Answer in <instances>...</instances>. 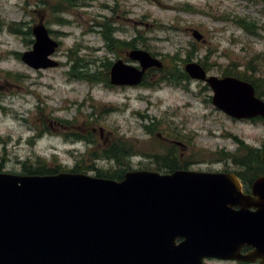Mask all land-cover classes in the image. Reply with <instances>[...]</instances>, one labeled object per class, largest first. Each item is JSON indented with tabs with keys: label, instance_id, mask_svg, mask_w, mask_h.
Listing matches in <instances>:
<instances>
[{
	"label": "rangeland",
	"instance_id": "1",
	"mask_svg": "<svg viewBox=\"0 0 264 264\" xmlns=\"http://www.w3.org/2000/svg\"><path fill=\"white\" fill-rule=\"evenodd\" d=\"M56 3L0 0L4 22L0 29L1 170L19 173L24 161L38 156L49 158L48 163L61 161L65 170L79 163L89 167L84 172L91 174L97 173L96 168L163 167L164 161L159 163L151 153L171 147L178 151L184 143L189 168L231 170L239 166L226 153H238L240 141L256 147L264 142V119L229 116L214 105L213 91L203 80L174 75L159 82L164 75L160 68L151 69L149 78L131 86L78 75L84 69L90 74L102 69L98 71L102 74L106 58L134 63L127 57L130 48L111 52L105 47L101 24L106 20L116 27L114 35L133 38L160 57L167 71L172 56L180 58L174 63L181 68L187 61L206 62L208 72L219 76L225 67L243 69L252 56L264 55V0H75L60 14ZM59 15L66 21H57ZM240 19L254 20L255 32L236 23ZM40 20L60 41L52 55L59 64L43 69L29 66L15 54L32 47L28 40L33 34L8 27L15 22L26 30ZM193 28L203 33L202 39L193 36ZM78 57L83 58V66L77 64L80 71L75 70ZM258 69L256 75L264 76V62ZM13 74H19L18 79ZM117 137L147 155L134 152L119 161L105 156L103 150ZM172 139L180 144L173 145ZM223 153L227 158L221 159ZM178 161L182 163L180 157Z\"/></svg>",
	"mask_w": 264,
	"mask_h": 264
},
{
	"label": "water",
	"instance_id": "2",
	"mask_svg": "<svg viewBox=\"0 0 264 264\" xmlns=\"http://www.w3.org/2000/svg\"><path fill=\"white\" fill-rule=\"evenodd\" d=\"M21 59L53 67L59 45L40 20ZM192 34L198 40L203 33ZM110 67L112 84H138L162 60L142 47ZM187 73L212 88V102L235 118L264 117V98L249 80L210 74L198 61ZM244 193L233 171L131 169L121 179L87 172L0 171V264H208L238 256L241 245L263 249L264 175ZM250 206H255L251 210ZM244 257H247L245 255Z\"/></svg>",
	"mask_w": 264,
	"mask_h": 264
},
{
	"label": "trees",
	"instance_id": "3",
	"mask_svg": "<svg viewBox=\"0 0 264 264\" xmlns=\"http://www.w3.org/2000/svg\"><path fill=\"white\" fill-rule=\"evenodd\" d=\"M73 1H75V0H57V3L55 4L57 13L60 14L65 9L72 7ZM186 8L192 9L189 7H186ZM56 19L59 22L66 21V19L61 15L57 16ZM236 23L243 26L246 31H254L255 27H256V26H254L255 25L254 20H251V19L250 20H246V19L236 20ZM112 24H113V22L111 20H106V22L101 24V26H102L101 32H102L103 37H104V44H105V47L109 51L113 52L116 50V52H118V50L122 49V48H132V47L138 46L137 42H135L133 38H131V40H126V39H122V38L114 35V31H115L116 27L113 26ZM3 25H4V22L0 19V29L3 28ZM8 27L13 32L21 33L24 35H26V34L31 35L32 34V27L29 26L26 30H23V28H21V23H15L14 22V23L9 24ZM49 30L51 33L54 31L51 28H49ZM33 41H34L33 38H30L28 40V42H31V43ZM15 54L20 56L21 53L15 52ZM172 59H173V62H172L173 65H171V70L167 71V70H165L164 67L160 68V69H163L164 75L162 74L160 76L161 78H159L157 81L160 82L162 80H165V78L167 79V77H171L174 75H179L181 78L189 79L190 76L184 70V68H181V67L177 66L176 63H174V59L177 60L180 58H178L176 56L175 57L172 56ZM76 60H77V63L75 64V66H76L75 70L80 71V69H78V67H77V64L79 66H83L82 65L83 58L78 57V59H76ZM186 60H189V58H187ZM255 61H257V63ZM263 62H264V55L258 53L249 59V61L247 62L246 66L243 69H240L238 67H233V68L232 67H225L223 74L224 75L225 74H231V75H235V76H238V77H241V78H244V79L251 81L256 88V93L260 96H264V76L263 75H256L260 71V69H258V68L261 64H263ZM111 63H112V60L106 58V61L102 63V65L105 67V70H104V72H102V74H100V72H98V71H101L102 69L97 70L96 72H94V74H90L88 72V71H90L89 69L88 70L84 69L81 72H78V75L81 78L82 77L87 78V77L94 76L95 79H101L110 85L109 68H110ZM202 64L206 69H208L206 67V62H203ZM177 72H178V74H176ZM6 75L10 76L11 72L6 71ZM149 75H150V71L148 72V74H146L144 80L146 78H149L150 77ZM13 76H15L16 79H18L19 74H13ZM88 79H90V78H88ZM150 127H151L150 125L146 126V128H148V131H152V129H150ZM77 135H79V134H77ZM235 139L240 141L237 137H235ZM134 148H136V147H134V144L131 141L129 142L125 139H122L121 137H117L116 142L112 146L105 148L103 150V154L105 156H108V157H111L113 154H116L119 156V158H121L122 156H125V154H122V153L124 151H127V150H129V152L132 151V152L147 153V152H144L142 149H137V148L134 149ZM238 150H239L238 153H233V154L226 153V155H228V158L229 159L231 158L232 161L237 166H239V167H236L232 170L236 171V173H238V174L264 172V142L260 146L256 147V146L246 145V144H244L243 141H240V146H239ZM165 152L166 151H164V150H159V151L152 152V153L150 152V153L154 154V156L156 157L155 159L156 160L158 159L159 163L161 162V160H163L164 161L163 165H166L170 169L181 166L182 163L180 161H178V159H176L175 156H173V155L170 156ZM91 154H92V156L93 155L96 156V152L91 153ZM224 155L225 154L223 153L221 159L227 158ZM48 159L49 158H47V157L38 156L34 159L24 161L21 172L22 173H28V174H46V173H54V172H58L60 170L66 169V167L63 165V163L61 161L55 159L52 163H48L47 162ZM224 161H225V159H224ZM121 163L128 164L129 162L128 161L119 162V164H121ZM85 168H89V167H84V166L80 165L79 163H77L73 167L69 168L68 170L85 171ZM127 168H131V167L127 166ZM157 168H160V166H157ZM96 169H97V173H96L97 175L112 177V178H122L123 173L126 170V169H120V168L112 169V170H102L99 168H96ZM227 169L228 168H226V170ZM0 170H1V168H0ZM245 176H247V175H245Z\"/></svg>",
	"mask_w": 264,
	"mask_h": 264
},
{
	"label": "flooded vegetation",
	"instance_id": "4",
	"mask_svg": "<svg viewBox=\"0 0 264 264\" xmlns=\"http://www.w3.org/2000/svg\"><path fill=\"white\" fill-rule=\"evenodd\" d=\"M116 86V85H115ZM120 86H131V85H120ZM256 119V118H255ZM180 140L178 139H172V142L173 145L175 144H180V142H178ZM182 145V146H181ZM185 147L183 146V144H180L178 146V151L175 149V147H171L168 149V151L166 152L168 155H173L175 156L176 159H178V157H180L182 159V163L181 168H188V164L189 160L185 161V151H184V148H186L187 146V143L185 144ZM181 146V147H180ZM122 154H125V155H129V156H133L135 155L136 153L134 152H129V151H124ZM143 155H147L145 153H141ZM109 155V154H108ZM111 157L115 158L116 160H120L121 158H119L118 155L116 154H113ZM151 157H153L152 159H154V156L151 155ZM176 168V167H175ZM178 168V167H177ZM162 169H168L170 170L169 167H167L166 165H164L162 167ZM240 181H241V186H242V189L245 193L247 194H251L253 196H255L254 192H253V184L255 182V180L264 175V172H259V173H247V174H237ZM247 175V176H245ZM250 209L251 210H255L256 207L255 206H250ZM260 223V230L259 232H261V234L258 236H263L262 238V241H263V249L261 251V254L260 255H256L254 256V251L256 249L259 250V248L257 247V245H255L253 242L251 243H246V244H243L241 245V247L239 248V252H238V256H235V257H231V258H223V257H213V256H206L204 259L205 261H215V262H218V263H215V264H264V222H259ZM261 238V237H260ZM261 250V249H260ZM259 250V251H260ZM245 255H247V257H244Z\"/></svg>",
	"mask_w": 264,
	"mask_h": 264
}]
</instances>
